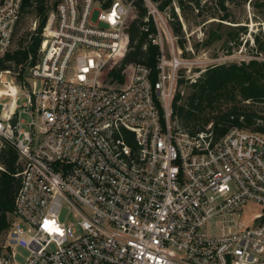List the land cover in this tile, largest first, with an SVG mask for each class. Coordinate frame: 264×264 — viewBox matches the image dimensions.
Instances as JSON below:
<instances>
[{"label": "built area", "instance_id": "1", "mask_svg": "<svg viewBox=\"0 0 264 264\" xmlns=\"http://www.w3.org/2000/svg\"><path fill=\"white\" fill-rule=\"evenodd\" d=\"M102 2L48 0L35 56L0 65V147L20 165L0 264H264V132L215 137L174 119L192 62L165 55L166 13L151 0L155 79L134 63L111 74L136 9ZM23 17L22 0H0V63Z\"/></svg>", "mask_w": 264, "mask_h": 264}, {"label": "trees", "instance_id": "2", "mask_svg": "<svg viewBox=\"0 0 264 264\" xmlns=\"http://www.w3.org/2000/svg\"><path fill=\"white\" fill-rule=\"evenodd\" d=\"M48 0H22L23 15L34 12L39 16L37 34L21 37L18 48L5 57L6 62L0 63L1 67H11L23 62L27 52L31 51L35 56L40 43L41 28L46 18ZM107 7L110 0H102ZM136 9V17L130 22L127 34L128 44L120 65L111 70V74L122 79L121 69L126 64H142L151 68V79L156 77L157 56L159 47L148 38V34L155 32V25L151 17L145 21L147 9L144 0H132ZM157 2L160 10H164L171 4L172 0H151ZM179 7H184L183 0H177ZM224 7V1L218 0ZM198 4V1L195 0ZM172 15L176 16L174 10ZM146 27L147 29H144ZM175 32L180 31V24L176 21L173 28ZM181 43V42H180ZM182 44V43H181ZM180 44V46H182ZM24 45L27 49H21ZM9 60V61H7ZM182 78L179 83L183 82ZM191 92L187 96L185 104H178L182 95L177 91L172 101L173 116L178 115L180 125L189 133H195L211 123L215 137H219L233 126L246 127L264 132V114H259L249 107L233 105L229 110L216 114L215 116H204L206 109L215 108L222 101H233L239 97L240 100H251L264 103V60L250 59L248 62L214 64L209 66L201 75L191 82ZM0 232L7 228V213L12 211L14 197L20 184V177L15 174L20 171L17 163L16 152L8 147H0ZM264 219V216H263Z\"/></svg>", "mask_w": 264, "mask_h": 264}, {"label": "rangeland", "instance_id": "3", "mask_svg": "<svg viewBox=\"0 0 264 264\" xmlns=\"http://www.w3.org/2000/svg\"><path fill=\"white\" fill-rule=\"evenodd\" d=\"M197 1L198 4L195 0H183L184 7L180 8L178 1L172 0L164 9L168 29L163 41L165 55L170 56L172 51L179 54L180 49V55L192 62L179 71L180 78L184 81L177 83L176 92L179 91L182 95L178 104L187 102V96L192 90L191 82L209 66L248 62L250 59L264 60V0H223L224 7L218 0ZM157 4L156 2V6ZM171 10H174L176 16L171 14ZM97 13L98 9H92V22L96 21ZM35 15L34 12H27L18 24L16 44L30 32L32 21L36 19ZM176 21L180 24L179 32L173 30ZM5 100H8V97ZM22 100L20 97L17 103L20 104ZM233 105L249 107L259 114H264V103L240 100L239 97L233 101H222L215 108L206 109L203 114L213 118ZM23 117L28 121L25 115ZM174 119L180 123L178 115H175ZM255 209L250 207L248 210L255 212ZM9 214L7 213V218Z\"/></svg>", "mask_w": 264, "mask_h": 264}, {"label": "water", "instance_id": "4", "mask_svg": "<svg viewBox=\"0 0 264 264\" xmlns=\"http://www.w3.org/2000/svg\"><path fill=\"white\" fill-rule=\"evenodd\" d=\"M15 120H16V119H15V118H13V119H12V121H11V123H12V124H13V123H15Z\"/></svg>", "mask_w": 264, "mask_h": 264}, {"label": "crops", "instance_id": "5", "mask_svg": "<svg viewBox=\"0 0 264 264\" xmlns=\"http://www.w3.org/2000/svg\"><path fill=\"white\" fill-rule=\"evenodd\" d=\"M101 2H102V0H100ZM102 6H103V4H102ZM11 212V211H10ZM10 212H8V213H10ZM7 221H8V218H7Z\"/></svg>", "mask_w": 264, "mask_h": 264}]
</instances>
